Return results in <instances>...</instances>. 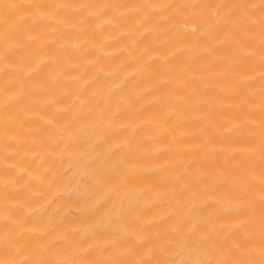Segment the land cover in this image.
<instances>
[{
    "label": "bare ground",
    "instance_id": "obj_1",
    "mask_svg": "<svg viewBox=\"0 0 264 264\" xmlns=\"http://www.w3.org/2000/svg\"><path fill=\"white\" fill-rule=\"evenodd\" d=\"M0 264H264V0H0Z\"/></svg>",
    "mask_w": 264,
    "mask_h": 264
}]
</instances>
